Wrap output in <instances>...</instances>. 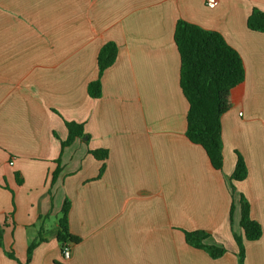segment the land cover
Masks as SVG:
<instances>
[{
	"label": "crops",
	"instance_id": "0c3cea01",
	"mask_svg": "<svg viewBox=\"0 0 264 264\" xmlns=\"http://www.w3.org/2000/svg\"><path fill=\"white\" fill-rule=\"evenodd\" d=\"M253 9L264 0H0V264L25 263L40 239L29 264H239L230 209L243 234L241 195L263 231L244 241L245 264H264V33L247 27ZM178 20L219 32L245 65L222 117L221 170L186 137ZM108 42L118 57L94 99L87 87ZM65 122L87 136L62 149ZM101 149L104 161L90 153ZM236 153L248 175L232 198ZM65 201L81 240L69 260L57 239ZM194 231L226 254L189 246Z\"/></svg>",
	"mask_w": 264,
	"mask_h": 264
},
{
	"label": "trees",
	"instance_id": "16d2710c",
	"mask_svg": "<svg viewBox=\"0 0 264 264\" xmlns=\"http://www.w3.org/2000/svg\"><path fill=\"white\" fill-rule=\"evenodd\" d=\"M247 27L251 31L264 33V12L253 9L247 20ZM174 41L180 55V88L188 102L186 137L196 145L201 146L216 170H221L224 164L222 141V117L230 111L240 89L245 82L244 62L224 37L216 31H208L195 24L178 20L174 31ZM118 57V46L114 42L106 43L99 51L97 57L98 78L88 84L87 92L91 98L98 99L102 96V76ZM68 137L62 142V149L70 146L76 139L86 137L83 124L65 122ZM92 156L104 161L108 158L107 150H92ZM237 161L233 174L230 177L232 198L236 192L235 182L247 178L248 169L242 155L236 153ZM52 174L54 184L61 172V165ZM103 172L101 169L100 173ZM235 206L232 201L230 216L233 217ZM70 203L65 201L61 216L58 220V242L63 247L65 244L77 245L80 238L73 236L69 231ZM240 226L247 241H257L262 235V226L251 218L250 204L244 195L240 198ZM2 230L0 228V236ZM210 235L201 231L185 232L186 243L196 249L204 250L212 259H218L226 254L224 247L207 245L204 241ZM234 239L239 247V264H245L246 250L241 236L234 234ZM40 240L33 241L27 249L29 264L33 252ZM1 247V237H0ZM10 259L17 258L13 252H7Z\"/></svg>",
	"mask_w": 264,
	"mask_h": 264
},
{
	"label": "built area",
	"instance_id": "2783aa9c",
	"mask_svg": "<svg viewBox=\"0 0 264 264\" xmlns=\"http://www.w3.org/2000/svg\"><path fill=\"white\" fill-rule=\"evenodd\" d=\"M206 5L210 9L216 8L218 5V0H206ZM62 255L65 260H69L72 256V245L71 244H65L62 247Z\"/></svg>",
	"mask_w": 264,
	"mask_h": 264
},
{
	"label": "rangeland",
	"instance_id": "374dc122",
	"mask_svg": "<svg viewBox=\"0 0 264 264\" xmlns=\"http://www.w3.org/2000/svg\"><path fill=\"white\" fill-rule=\"evenodd\" d=\"M234 206H235V204H234ZM236 208H238V205L236 206ZM236 208L234 209V212H233V217H232V220H231V216H230V222H231V231H232V235H233V237H234V234H237L238 236H241L242 238H243V240L244 241H246L245 240V238H244V234H240L239 232H235L234 231V228H233V221H234V214H235V210H236ZM201 232H205V233H210L209 231H201ZM210 236V235H209ZM208 236V237H209ZM235 240V239H234ZM236 242V241H235ZM244 244H245V242H244ZM236 245H237V243H236ZM237 247H238V245H237ZM237 254H239V247H238V252H237ZM238 258H239V256H238Z\"/></svg>",
	"mask_w": 264,
	"mask_h": 264
}]
</instances>
